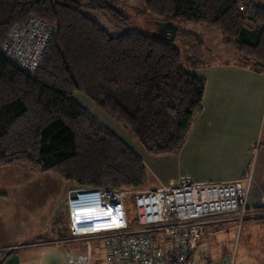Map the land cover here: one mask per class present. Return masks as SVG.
I'll list each match as a JSON object with an SVG mask.
<instances>
[{"label": "trees", "instance_id": "trees-1", "mask_svg": "<svg viewBox=\"0 0 264 264\" xmlns=\"http://www.w3.org/2000/svg\"><path fill=\"white\" fill-rule=\"evenodd\" d=\"M144 1L157 22L216 29L243 63L264 71V5L257 0ZM92 7L121 17L104 0H0V165L31 164L78 186L139 188L148 178L142 158L76 93L151 154L170 155L202 109L206 78L184 67L172 42L138 31L111 35L85 13ZM31 19L52 31L34 75L2 52L12 30ZM255 211L264 214V205ZM129 213L134 223L135 211Z\"/></svg>", "mask_w": 264, "mask_h": 264}, {"label": "rangeland", "instance_id": "rangeland-1", "mask_svg": "<svg viewBox=\"0 0 264 264\" xmlns=\"http://www.w3.org/2000/svg\"><path fill=\"white\" fill-rule=\"evenodd\" d=\"M104 1L117 9L121 15L119 20L98 7L87 8L84 11L111 35L116 36L129 31L152 34L155 31L158 22L149 13L144 0ZM178 22L179 32L172 43L179 49L186 69L201 74L206 65L233 59L238 55L233 44L222 43L219 36H224L216 29L183 19ZM76 94L77 102L87 108L100 124L134 150L143 149L150 154V163L145 161L147 159H142L148 178L142 187L135 188L137 191L161 186L157 174L159 171L154 169L156 166H160L159 169L166 174H174L180 170V160L176 158V154H151L131 133L88 96L82 93ZM257 148L258 146L254 149L253 158L257 156ZM254 162L255 159H252L251 165H254ZM76 186L78 185L67 182L53 172L42 171L31 164L0 165V229L4 227L7 232V234L0 232V236L6 235L7 238H11L10 243L24 255L22 261L30 255L31 260L36 264H108V239L97 237L72 240L69 238L67 215L64 217L66 198L69 188ZM126 207L129 216V210L135 208L132 197L127 201ZM253 212L255 211L252 208L249 209V213ZM262 217L244 221L240 229L234 227V221L207 225L209 232L199 242L194 253L195 259L200 264H219L224 259H234L235 264H264V219H261ZM56 220L64 228L59 237L53 230L59 224L55 223ZM43 240H46L45 242L50 240V242L42 244ZM9 250L0 249V253H8ZM4 253L0 254L1 261Z\"/></svg>", "mask_w": 264, "mask_h": 264}, {"label": "built area", "instance_id": "built-area-1", "mask_svg": "<svg viewBox=\"0 0 264 264\" xmlns=\"http://www.w3.org/2000/svg\"><path fill=\"white\" fill-rule=\"evenodd\" d=\"M51 32L40 19H31L12 30L2 52L34 75ZM250 183L247 176L221 182L181 179L145 191L76 186L67 192L68 234L72 240L108 239V264H200L194 253L207 227L234 221L240 229L244 221L262 217L249 213ZM130 197L134 223L126 211Z\"/></svg>", "mask_w": 264, "mask_h": 264}, {"label": "crops", "instance_id": "crops-1", "mask_svg": "<svg viewBox=\"0 0 264 264\" xmlns=\"http://www.w3.org/2000/svg\"><path fill=\"white\" fill-rule=\"evenodd\" d=\"M257 1L264 5V0ZM219 38L223 44L227 43L224 37ZM201 74L206 78L202 109L175 155L180 160V170L166 174L160 166L154 167L159 171H155L159 183L162 186L181 179L221 182L250 176L248 206L255 211V207L264 205V71L243 63L236 55L233 59L206 65ZM256 146L257 156L253 158ZM134 151L150 163L147 151ZM252 159H255L254 165H251ZM66 215L67 209L64 217ZM53 230L55 235L61 236L62 224H57ZM0 232L7 234L4 227ZM10 239L0 236V249H10L0 264H36L30 255L22 261L24 255ZM45 241L42 244L50 242Z\"/></svg>", "mask_w": 264, "mask_h": 264}, {"label": "water", "instance_id": "water-1", "mask_svg": "<svg viewBox=\"0 0 264 264\" xmlns=\"http://www.w3.org/2000/svg\"><path fill=\"white\" fill-rule=\"evenodd\" d=\"M156 25H157L156 29L152 33L153 35L169 42L175 40L179 32V26L177 23L173 21H165V22H158V24Z\"/></svg>", "mask_w": 264, "mask_h": 264}]
</instances>
